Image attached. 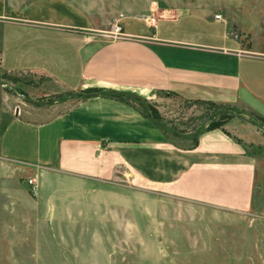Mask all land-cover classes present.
Masks as SVG:
<instances>
[{
  "label": "crops",
  "instance_id": "1",
  "mask_svg": "<svg viewBox=\"0 0 264 264\" xmlns=\"http://www.w3.org/2000/svg\"><path fill=\"white\" fill-rule=\"evenodd\" d=\"M196 6L128 20L125 38H107L62 1L0 0V72L41 75L63 93L53 106L14 107L0 134V213L15 204L5 203L14 183L36 176L142 184L251 215L264 151L248 147L246 124L203 130L180 148L143 108L166 93L264 119V0Z\"/></svg>",
  "mask_w": 264,
  "mask_h": 264
},
{
  "label": "rangeland",
  "instance_id": "2",
  "mask_svg": "<svg viewBox=\"0 0 264 264\" xmlns=\"http://www.w3.org/2000/svg\"><path fill=\"white\" fill-rule=\"evenodd\" d=\"M23 3L32 0H10ZM86 15L92 34L125 38L128 20L149 22L166 11L212 0H58ZM63 93L48 78L0 72V134L14 107L53 106ZM166 129L169 142L194 146L212 122L235 120L248 147L264 151V119L208 103L184 102L164 93L144 107ZM224 125V124H223ZM14 183L12 210L0 213V264H264V183L251 215L216 209L151 191L135 183H74L52 178L38 182L34 196ZM71 181V182H70ZM3 199V198H2ZM5 200V199H3ZM257 215L255 218L254 216Z\"/></svg>",
  "mask_w": 264,
  "mask_h": 264
},
{
  "label": "built area",
  "instance_id": "3",
  "mask_svg": "<svg viewBox=\"0 0 264 264\" xmlns=\"http://www.w3.org/2000/svg\"><path fill=\"white\" fill-rule=\"evenodd\" d=\"M215 19H219V16H216L215 17ZM26 183H27V185H28V187H29V189H30V192L35 196L36 194H37V192H38V182H37V180L36 179H28L27 181H26Z\"/></svg>",
  "mask_w": 264,
  "mask_h": 264
},
{
  "label": "trees",
  "instance_id": "4",
  "mask_svg": "<svg viewBox=\"0 0 264 264\" xmlns=\"http://www.w3.org/2000/svg\"><path fill=\"white\" fill-rule=\"evenodd\" d=\"M226 121H216V122H212L210 124L209 127L205 128L204 131H207V130H213V129H218L220 128L223 124H225ZM168 138L170 137V135L167 136ZM169 140V139H168ZM196 142V137L194 138V144ZM193 147V146H192Z\"/></svg>",
  "mask_w": 264,
  "mask_h": 264
}]
</instances>
